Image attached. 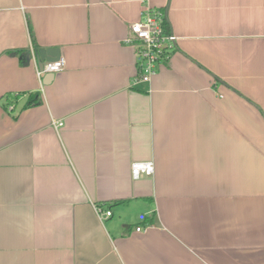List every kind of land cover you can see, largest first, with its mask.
<instances>
[{"label": "crops", "instance_id": "crops-1", "mask_svg": "<svg viewBox=\"0 0 264 264\" xmlns=\"http://www.w3.org/2000/svg\"><path fill=\"white\" fill-rule=\"evenodd\" d=\"M147 7L177 36L150 81ZM0 264H264V0H0Z\"/></svg>", "mask_w": 264, "mask_h": 264}, {"label": "built area", "instance_id": "built-area-1", "mask_svg": "<svg viewBox=\"0 0 264 264\" xmlns=\"http://www.w3.org/2000/svg\"><path fill=\"white\" fill-rule=\"evenodd\" d=\"M130 33L126 41L135 48L137 60L142 71V79L150 81L157 72L159 65L168 60L170 51L176 46L177 36L167 31L164 26V13L153 8H145L139 20L134 21L129 26ZM66 66L64 57L57 60L45 61L43 67H37V74L42 80L48 72L57 73ZM61 127L63 122H55ZM155 164L152 160L133 161L131 174L133 178H138L142 174L151 175L154 173ZM97 213L101 220H105L113 215L111 209H104L100 205L96 206ZM145 227L139 225L136 230H144Z\"/></svg>", "mask_w": 264, "mask_h": 264}, {"label": "water", "instance_id": "water-1", "mask_svg": "<svg viewBox=\"0 0 264 264\" xmlns=\"http://www.w3.org/2000/svg\"><path fill=\"white\" fill-rule=\"evenodd\" d=\"M61 53L60 50L58 48H42L39 51V57H40V61H39V66L42 68L43 67V63L45 61H53V60H57L58 58H60ZM55 77V73L53 72H48L44 75V83L45 84H49L52 82V80Z\"/></svg>", "mask_w": 264, "mask_h": 264}, {"label": "trees", "instance_id": "trees-1", "mask_svg": "<svg viewBox=\"0 0 264 264\" xmlns=\"http://www.w3.org/2000/svg\"><path fill=\"white\" fill-rule=\"evenodd\" d=\"M29 27H30V30H31V34H32V36H34V33L32 32V29H31L30 24H29ZM33 40H34V39H33ZM33 42H34V41H33ZM35 45H36V43H35ZM35 49L38 50V46H36ZM16 52H19V51H16ZM37 94H38V93H36V95H37ZM36 95L33 96V98H31V100L28 102L27 106H30V105H37V104H39V103L41 102L40 98H37ZM38 95H39V94H38ZM30 97H31V96H30Z\"/></svg>", "mask_w": 264, "mask_h": 264}]
</instances>
